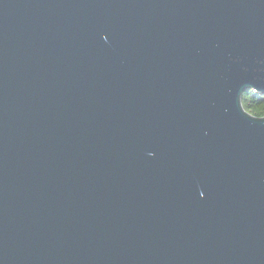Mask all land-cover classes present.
I'll use <instances>...</instances> for the list:
<instances>
[{
    "label": "water",
    "instance_id": "1",
    "mask_svg": "<svg viewBox=\"0 0 264 264\" xmlns=\"http://www.w3.org/2000/svg\"><path fill=\"white\" fill-rule=\"evenodd\" d=\"M264 0H0V264H264Z\"/></svg>",
    "mask_w": 264,
    "mask_h": 264
},
{
    "label": "trees",
    "instance_id": "2",
    "mask_svg": "<svg viewBox=\"0 0 264 264\" xmlns=\"http://www.w3.org/2000/svg\"><path fill=\"white\" fill-rule=\"evenodd\" d=\"M241 103L246 111L254 115V110L257 108H264V93L254 90L253 88H246L242 93Z\"/></svg>",
    "mask_w": 264,
    "mask_h": 264
},
{
    "label": "clouds",
    "instance_id": "3",
    "mask_svg": "<svg viewBox=\"0 0 264 264\" xmlns=\"http://www.w3.org/2000/svg\"><path fill=\"white\" fill-rule=\"evenodd\" d=\"M254 115L264 116V108H257L253 112Z\"/></svg>",
    "mask_w": 264,
    "mask_h": 264
}]
</instances>
